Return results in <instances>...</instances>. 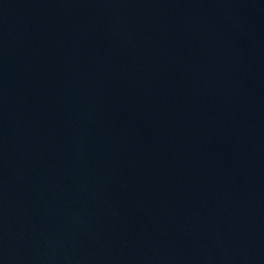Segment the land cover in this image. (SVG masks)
Segmentation results:
<instances>
[{
  "label": "water",
  "instance_id": "1",
  "mask_svg": "<svg viewBox=\"0 0 264 264\" xmlns=\"http://www.w3.org/2000/svg\"><path fill=\"white\" fill-rule=\"evenodd\" d=\"M0 264H264V0H0Z\"/></svg>",
  "mask_w": 264,
  "mask_h": 264
}]
</instances>
